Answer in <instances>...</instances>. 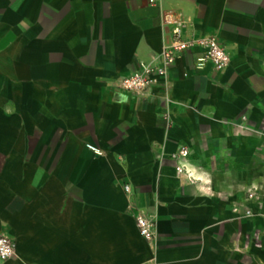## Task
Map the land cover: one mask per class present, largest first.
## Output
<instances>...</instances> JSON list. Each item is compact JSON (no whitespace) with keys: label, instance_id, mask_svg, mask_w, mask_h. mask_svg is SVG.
Returning a JSON list of instances; mask_svg holds the SVG:
<instances>
[{"label":"crops","instance_id":"obj_1","mask_svg":"<svg viewBox=\"0 0 264 264\" xmlns=\"http://www.w3.org/2000/svg\"><path fill=\"white\" fill-rule=\"evenodd\" d=\"M163 9L230 64L189 51L120 90L170 40ZM0 234V264H264V0H0Z\"/></svg>","mask_w":264,"mask_h":264},{"label":"built area","instance_id":"obj_2","mask_svg":"<svg viewBox=\"0 0 264 264\" xmlns=\"http://www.w3.org/2000/svg\"><path fill=\"white\" fill-rule=\"evenodd\" d=\"M151 6H156L159 0H148ZM162 23L171 27L170 40L164 45L162 51L150 62H142L139 68L131 74L122 77L118 81V88L138 96H146L165 79L178 59L189 51H198L196 67L202 69L207 65H212L216 70H223L230 62L231 58L225 47L216 36L190 35L187 23L179 18L173 10H162ZM169 117V115H168ZM190 152L188 148H182L174 157L187 159ZM177 172L188 173L186 165L178 164ZM130 186L126 185L125 190L130 192ZM249 197L253 198L254 193L250 192ZM130 208L133 206L130 204ZM247 213H250L247 212ZM137 226L142 236L148 241L157 238L156 222L143 212L136 214ZM16 254V244L12 238L0 234V260H7Z\"/></svg>","mask_w":264,"mask_h":264},{"label":"clouds","instance_id":"obj_3","mask_svg":"<svg viewBox=\"0 0 264 264\" xmlns=\"http://www.w3.org/2000/svg\"><path fill=\"white\" fill-rule=\"evenodd\" d=\"M202 176V173H198L194 168L190 169L188 172V179L191 182H195L196 180H199Z\"/></svg>","mask_w":264,"mask_h":264}]
</instances>
